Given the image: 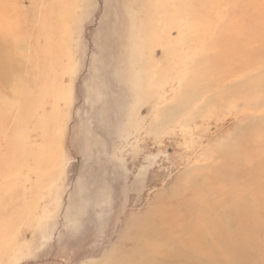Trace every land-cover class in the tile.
I'll return each mask as SVG.
<instances>
[{"label": "rangeland", "instance_id": "obj_1", "mask_svg": "<svg viewBox=\"0 0 264 264\" xmlns=\"http://www.w3.org/2000/svg\"><path fill=\"white\" fill-rule=\"evenodd\" d=\"M257 24L264 0H0V264H264Z\"/></svg>", "mask_w": 264, "mask_h": 264}, {"label": "bare ground", "instance_id": "obj_2", "mask_svg": "<svg viewBox=\"0 0 264 264\" xmlns=\"http://www.w3.org/2000/svg\"><path fill=\"white\" fill-rule=\"evenodd\" d=\"M255 18L256 19H258V21H259V17L258 16H255ZM257 28H259V29H256V32H255V39L256 40H258V42H261V43H264V36H259L260 35V29H264V25L263 26H261V24L260 25H258L257 24V26H256ZM251 32H252V29H251ZM257 36H259L258 37V39H257ZM245 45L246 46H248V44L247 43H245ZM250 46V45H249ZM256 56V55H255ZM262 57V56H261ZM259 58L260 57H258V58H255V57H253V56H251L250 58H249V56H247V58H246V60H245V62H241V63H243V64H241V63H236L234 60H232L231 58L230 59H227V64H226V71L227 72H221V71H219V73H221V74H225L224 76H226V77H228V76H231V73H233V72H236V71H238V72H241L242 70H244L245 69V67L246 66H250V65H252V64H254V62L255 61H262V60H259ZM258 59V60H257ZM252 63V64H251ZM257 65V64H256ZM3 66V65H2ZM1 66V67H2ZM237 67V68H236ZM251 67V66H250ZM236 68V69H235ZM234 70V71H232V72H229V70ZM241 69V70H240ZM4 75V74H3ZM225 78V77H224ZM223 79V77H221V78H217V81H219V80H222ZM213 82H215V81H213ZM213 82H210V83H213ZM210 88V87H209ZM263 136H264V134H263ZM258 150H260V149H258ZM257 150V151H258ZM261 151V150H260ZM229 160V159H228ZM255 160V159H254ZM257 161V160H256ZM262 162V161H261ZM231 166H233V165H231ZM233 190V189H232ZM261 197H264V196H261ZM260 198V197H259ZM249 204V203H248ZM247 204V205H248ZM260 204V203H259ZM251 205V204H250ZM253 205V204H252ZM254 206H256V205H254ZM238 208V207H237ZM245 208V207H244ZM247 208V207H246ZM258 208V207H257ZM261 208V207H260ZM233 210H235V209H233ZM232 210V211H233ZM244 211V210H243ZM242 212V211H241ZM244 214V213H243ZM261 215V214H260ZM234 216H235V214H234ZM261 217V216H260ZM236 218V217H235ZM253 221V220H252ZM240 223V222H239ZM244 224V223H243ZM237 226H239V224L237 223L236 224ZM235 225V226H236ZM236 226V227H237ZM242 226V225H241ZM248 229H245V231H247ZM229 231V230H228ZM227 231V232H228ZM253 231V230H252ZM244 232V231H243ZM254 232V231H253ZM229 233V232H228ZM238 235V234H237ZM231 236V235H230ZM234 236V235H233ZM248 237H249V235H247ZM240 239V238H239ZM249 243V242H248ZM236 244V243H235ZM231 245V244H230ZM242 245V244H241ZM238 247V246H237ZM234 248V247H233ZM235 249H237L236 247L234 248V250ZM192 261V260H191Z\"/></svg>", "mask_w": 264, "mask_h": 264}]
</instances>
